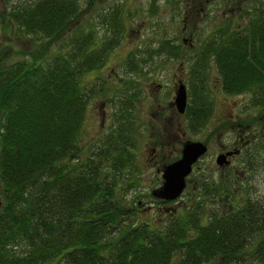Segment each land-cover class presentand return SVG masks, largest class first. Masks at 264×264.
Masks as SVG:
<instances>
[{"label":"trees","instance_id":"trees-1","mask_svg":"<svg viewBox=\"0 0 264 264\" xmlns=\"http://www.w3.org/2000/svg\"><path fill=\"white\" fill-rule=\"evenodd\" d=\"M80 11L76 0H33L8 13L50 42L64 35L69 52L0 67V264H246V254L264 264V236L250 243L255 231L264 233V211L251 199L205 222L192 206L179 217L159 211L166 217L159 225L124 223L136 209L126 207L116 185L134 165L130 136L114 129L89 153L80 144L88 104L100 92L82 86L83 78L103 65L121 22L102 17L114 37L97 47L94 30L76 29ZM190 14L195 23L197 12ZM211 34L190 46V84L199 100L186 106L188 127H200L211 112L207 87H195L211 63L223 91L253 93L264 110L263 58L250 56L248 45L221 44L217 29ZM200 188L206 196L221 191L204 182Z\"/></svg>","mask_w":264,"mask_h":264},{"label":"rangeland","instance_id":"rangeland-1","mask_svg":"<svg viewBox=\"0 0 264 264\" xmlns=\"http://www.w3.org/2000/svg\"><path fill=\"white\" fill-rule=\"evenodd\" d=\"M31 1L0 0V67L29 61L43 52L47 59L69 52L64 35L50 42L19 28L9 17V12ZM124 1L125 5L128 3V8L119 20L123 32L119 34L118 42L105 56L103 65L83 78L82 86L95 87L100 92L92 96L88 104L80 143L89 153L90 146L103 142L114 129H122L125 136H130L135 169L132 166L130 173L118 174L116 185L120 189L119 194L127 199L126 207L131 211L133 207L136 209L124 223L159 225L171 213L179 217L183 210L189 211L192 206L201 210L199 214L205 222L208 217L221 216L240 206L246 199L253 200L264 211V136L259 135L263 132L260 128L264 126L263 107L251 101L248 93L235 95L223 91L214 63L207 68L208 76L203 77V83L195 85L199 92L200 87H207V96L213 104L203 125L188 127L190 118L186 112H177L173 103L179 80L187 89V104L194 99L199 100V93L190 84L194 49H190L189 43L192 42V47L197 49L212 36L211 33L218 27L217 12H212L211 20L186 23V16L191 18L186 8L188 0ZM80 2L82 6L88 4L87 0ZM101 11H80L74 21L78 30H94L97 47L114 33L112 24L106 26L102 20L106 16L112 21L108 15L111 16L113 10ZM185 36L189 39L187 42L183 41ZM166 39L170 40L169 45ZM237 125L245 130L241 136L257 134L251 135L247 149L236 143L239 136ZM248 125L250 127L247 128ZM190 140L204 143L207 152L192 168L178 198L158 203L159 199L153 192L161 186V170L180 156L183 144ZM238 146L243 150L232 161L230 168L223 170L216 164L215 158L220 151ZM254 155L257 158L252 162ZM127 178L131 181H125L128 182L125 185L124 179ZM203 182L220 188L219 197L202 194L200 186ZM149 205L153 211L147 210ZM163 206L168 210L165 218L158 211ZM263 236L262 231H255L250 243H257ZM248 248L251 249L250 246ZM176 260L174 256L173 262ZM244 260L246 264H256L251 254H246ZM217 262L214 260L209 264Z\"/></svg>","mask_w":264,"mask_h":264},{"label":"flooded vegetation","instance_id":"flooded-vegetation-1","mask_svg":"<svg viewBox=\"0 0 264 264\" xmlns=\"http://www.w3.org/2000/svg\"><path fill=\"white\" fill-rule=\"evenodd\" d=\"M78 2L79 10H93V11H106L113 10L112 17H118L119 20L122 19L124 10H127L128 3L125 5L124 0H87L88 4L82 3L80 0H76ZM175 0H169V2ZM165 3V1H164ZM172 6V5H170ZM186 8L190 12H197L195 22L197 20H211L212 12H217V31H218V39L221 44L226 43L225 41L233 40L236 44H245L248 45L250 49L248 53L251 52L250 56H254L255 59L264 60V0H188L186 3ZM101 11V12H102ZM118 11V12H117ZM121 13V14H120ZM110 17V15H108ZM186 23L190 21L188 16ZM185 17V19H186ZM120 22V21H119ZM116 26V25H115ZM122 27V24H121ZM115 28V27H114ZM186 26L184 27L185 30ZM183 30V31H184ZM123 30L121 29L122 33ZM113 33V30L111 31ZM114 37V35H112ZM189 39H186V36L183 38L184 42H187ZM192 46V42L189 43ZM262 71V68H259ZM178 82L183 83L181 80ZM179 83V84H180ZM184 84V83H183ZM177 85V84H176ZM159 86V85H158ZM176 88L174 90L175 95ZM187 92V89H186ZM244 94V93H240ZM235 94V95H240ZM251 96V101L256 102L258 97H255L253 93H248ZM261 105V104H260ZM259 106V105H258ZM241 125H237L238 127V138L236 143H239L243 148H249V144L251 143V135L256 134L251 133V135L241 136L245 131ZM250 127L249 125L247 128ZM180 128V127H179ZM262 136H264V126ZM259 129V130H260ZM252 130V129H251ZM249 129L246 131L248 133ZM241 133V134H240ZM257 135V134H256ZM254 138V137H253ZM243 149H240L239 146L235 147L231 150L220 151L219 154H226V160L228 163H224L222 165H218L219 167L226 169L230 168L233 164L232 161L242 152ZM158 203H168L171 201L166 200H158ZM162 201V202H161ZM141 203V202H140ZM151 206H147V210L153 211ZM158 210V209H157ZM158 211L167 212V208L163 206V208ZM164 222V221H163ZM149 224V223H147ZM163 225V223L161 224ZM152 226V225H151Z\"/></svg>","mask_w":264,"mask_h":264},{"label":"water","instance_id":"water-1","mask_svg":"<svg viewBox=\"0 0 264 264\" xmlns=\"http://www.w3.org/2000/svg\"><path fill=\"white\" fill-rule=\"evenodd\" d=\"M174 106L177 112L183 113L187 104V93L183 83H180L175 91ZM207 146L200 141H188L181 148V155L178 159L167 164L161 173L162 185L153 194L162 200H174L182 192L186 185V177L191 173L192 166L206 153ZM226 154L217 155L215 161L218 165L228 163ZM1 205V202H0Z\"/></svg>","mask_w":264,"mask_h":264}]
</instances>
